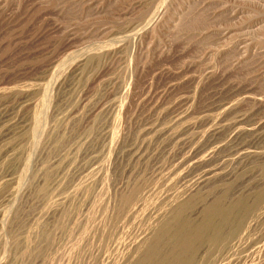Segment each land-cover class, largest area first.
Masks as SVG:
<instances>
[{"label":"rangeland","instance_id":"obj_1","mask_svg":"<svg viewBox=\"0 0 264 264\" xmlns=\"http://www.w3.org/2000/svg\"><path fill=\"white\" fill-rule=\"evenodd\" d=\"M2 258L264 264V0H0Z\"/></svg>","mask_w":264,"mask_h":264},{"label":"bare ground","instance_id":"obj_2","mask_svg":"<svg viewBox=\"0 0 264 264\" xmlns=\"http://www.w3.org/2000/svg\"><path fill=\"white\" fill-rule=\"evenodd\" d=\"M5 4V3H4ZM6 5H7V3H6ZM7 7V6H6ZM4 13H6L5 11H4ZM160 17H161V15H160V12H157L156 13V15L154 16V18L150 21V22H148V29H152V28H155V26H157V24H158V22H159V20H160ZM9 21V20H8ZM3 24V23H2ZM140 38H141V36H138V38H137V40H140ZM142 41V40H141ZM141 41H139V42H141ZM77 70V69H76ZM100 74V72L97 74V75H99ZM240 120V119H239ZM236 123L238 122V120L237 121H235ZM238 128V127H237ZM237 131V130H236ZM245 131V130H244ZM218 133V132H217ZM239 133V132H238ZM235 134V133H234ZM243 135V134H242ZM235 136V135H234ZM8 171H7V173H5V174H7V175H5L6 177L9 175V172L11 171V168H9V169H7ZM25 192H26V190L25 189H19L18 190V193L21 195V197H23L24 196V194H25ZM9 259V258H8ZM7 258H2L1 260H0V264H7V262L9 261Z\"/></svg>","mask_w":264,"mask_h":264}]
</instances>
